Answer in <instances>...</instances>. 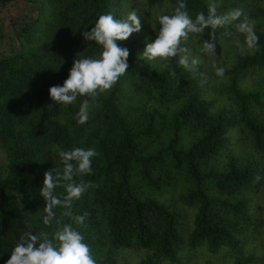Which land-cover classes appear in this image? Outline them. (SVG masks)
Returning <instances> with one entry per match:
<instances>
[{
    "label": "trees",
    "instance_id": "1",
    "mask_svg": "<svg viewBox=\"0 0 264 264\" xmlns=\"http://www.w3.org/2000/svg\"><path fill=\"white\" fill-rule=\"evenodd\" d=\"M177 2L0 0V40L15 27L17 41L0 56V264L24 232L51 238L63 224L81 232L97 264H115L122 250L149 252L137 264H177L183 252L189 261L204 254L264 264L256 256L264 248V0H184L193 19L213 2L218 15L241 8L259 37L258 51L241 54L234 41L243 35L217 28L216 57H208L202 43L211 29L191 35L187 46L201 60L195 73L177 58L140 57L156 38L158 15L171 14ZM25 7L31 15L18 22ZM132 10L142 29L117 41L129 50L128 71L79 124L84 97L58 105L49 88L63 85L74 59L98 56L101 48L82 32L100 15L119 19ZM214 65L226 69L223 78ZM77 147L99 154L91 175L74 178L99 185L73 201V216L88 214L85 226L61 207L60 225L46 226L44 173L62 172L57 148ZM55 193L66 195L63 187Z\"/></svg>",
    "mask_w": 264,
    "mask_h": 264
},
{
    "label": "clouds",
    "instance_id": "2",
    "mask_svg": "<svg viewBox=\"0 0 264 264\" xmlns=\"http://www.w3.org/2000/svg\"><path fill=\"white\" fill-rule=\"evenodd\" d=\"M218 5L209 4L208 13H198L193 19L185 10L184 0H178L171 14H160L157 17L159 30L153 42L147 43L141 59L144 61L168 62L177 58L178 65L195 73L201 63L199 57H193L187 46L191 35H201L205 29H211L210 40L202 43V52L208 57H216L215 30L233 26L235 32L243 35L244 40L239 39L234 43L241 54L258 51L259 37L255 32V21L241 8L232 9L224 14H217ZM142 29L141 17L135 10L127 13L122 18H115L112 14L100 15L90 31L82 32L86 41L95 42L101 48L98 56L76 58L68 73V78L62 86L49 88L50 99L58 105L68 106L73 104L78 97H84L77 113L76 119L79 124H84L89 119L92 103L97 98L110 91L128 71L127 59L129 50L122 48L117 41L127 40L133 33ZM232 35V33H225ZM215 75L224 77L226 69L215 66ZM175 75V70L170 71ZM206 81H201V84ZM59 161L62 163L61 170L53 169L44 173L43 186L40 196L44 200L43 224L50 226L56 220L55 209H65L64 216L70 217L76 225L85 226L87 213L73 216L71 212L73 201L79 200L89 189L99 187L91 182H75L77 176L92 174V159L99 154L95 148H73L64 150L57 148ZM260 177L257 176L256 180ZM62 182V183H61ZM57 187H63L66 195L61 199L55 193ZM6 264H97L92 255V250L84 242L81 232L73 228L71 224H63L49 238L48 234H33L26 231L19 237L11 251Z\"/></svg>",
    "mask_w": 264,
    "mask_h": 264
},
{
    "label": "rangeland",
    "instance_id": "3",
    "mask_svg": "<svg viewBox=\"0 0 264 264\" xmlns=\"http://www.w3.org/2000/svg\"><path fill=\"white\" fill-rule=\"evenodd\" d=\"M29 15H31L30 9L28 7H25L20 12L18 22L24 21L25 17ZM14 28L15 27L8 28L5 31L2 40H0V56L10 54L17 47V41L15 39ZM0 165L1 166L4 165V155L1 151H0ZM255 244H258V243H255ZM148 253L149 252L147 251L122 250L116 254L115 264H137L144 256L148 255ZM197 255L198 256L193 257L196 260L189 261L190 258L188 259L186 253L183 252L177 264H194V261L200 264L201 261H204V260H208L212 264H230L229 259H227V256L224 258L217 257L214 259L204 254L203 255L197 254ZM256 256L257 258L260 257L264 259V248L261 249L260 254H257ZM161 264H169V263L161 262Z\"/></svg>",
    "mask_w": 264,
    "mask_h": 264
}]
</instances>
